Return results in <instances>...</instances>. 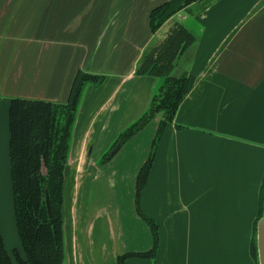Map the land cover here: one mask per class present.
<instances>
[{
	"label": "crops",
	"instance_id": "obj_1",
	"mask_svg": "<svg viewBox=\"0 0 264 264\" xmlns=\"http://www.w3.org/2000/svg\"><path fill=\"white\" fill-rule=\"evenodd\" d=\"M166 1L0 0V178L8 185L5 196L0 183V229L14 264V251L26 252L10 168L11 99L65 103L81 70L105 78L85 86L71 137L66 264H118L126 253L153 249L135 197L160 117L102 158L147 110L161 80L137 74V65L176 21L195 36L173 71L187 75L189 89L140 198L159 246L125 264H259L251 241L264 182V0H212L197 13L195 3L154 33L151 12Z\"/></svg>",
	"mask_w": 264,
	"mask_h": 264
},
{
	"label": "trees",
	"instance_id": "obj_2",
	"mask_svg": "<svg viewBox=\"0 0 264 264\" xmlns=\"http://www.w3.org/2000/svg\"><path fill=\"white\" fill-rule=\"evenodd\" d=\"M202 2L168 0L155 7L151 12L153 32L179 11ZM194 42V34L178 21L164 37L153 39L139 60L136 73L158 77L160 84L155 88L147 110L116 137L103 155L104 162L110 160L153 118L160 117L153 149L137 176L135 197L138 213L149 222L153 231L154 247L145 253H126L119 257L118 264H125L131 256H154L159 246L158 225L143 214L140 207L141 192L153 166L159 139L166 125L175 120L180 103L188 92L190 80L187 75L177 76L173 71L180 55ZM104 78V75L79 71L65 103L22 97L11 99L10 168L17 225L26 252V258H23L18 250L14 251L18 264H66L63 200L71 137L85 86L90 82L99 83ZM263 214L264 182L251 241V251L256 259L257 224ZM0 264H14L5 247L1 229Z\"/></svg>",
	"mask_w": 264,
	"mask_h": 264
},
{
	"label": "water",
	"instance_id": "obj_3",
	"mask_svg": "<svg viewBox=\"0 0 264 264\" xmlns=\"http://www.w3.org/2000/svg\"><path fill=\"white\" fill-rule=\"evenodd\" d=\"M257 249L259 264H264V214L257 224Z\"/></svg>",
	"mask_w": 264,
	"mask_h": 264
},
{
	"label": "rangeland",
	"instance_id": "obj_4",
	"mask_svg": "<svg viewBox=\"0 0 264 264\" xmlns=\"http://www.w3.org/2000/svg\"><path fill=\"white\" fill-rule=\"evenodd\" d=\"M212 0H203V2L202 3H199V4H197L196 6H194V7H196V8H194L195 9V12L197 13L198 11L200 12V10L202 9V7L204 6V5H206L207 3H210ZM152 139V138H151ZM153 140V139H152ZM151 140V141H152ZM149 144H150V142H149ZM151 146V145H150ZM1 180H0V183H1V187H2V193H3V195H7L8 194V185H7V183H6V179H5V176H4V174H2V176H1V178H0Z\"/></svg>",
	"mask_w": 264,
	"mask_h": 264
}]
</instances>
